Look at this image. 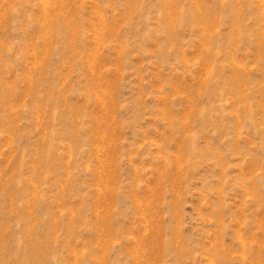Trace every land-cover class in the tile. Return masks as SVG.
I'll return each mask as SVG.
<instances>
[{
  "label": "rangeland",
  "instance_id": "1",
  "mask_svg": "<svg viewBox=\"0 0 264 264\" xmlns=\"http://www.w3.org/2000/svg\"><path fill=\"white\" fill-rule=\"evenodd\" d=\"M0 264H264V0H0Z\"/></svg>",
  "mask_w": 264,
  "mask_h": 264
}]
</instances>
